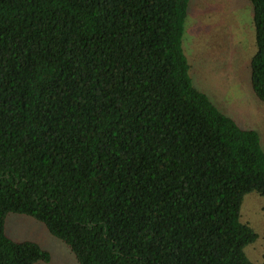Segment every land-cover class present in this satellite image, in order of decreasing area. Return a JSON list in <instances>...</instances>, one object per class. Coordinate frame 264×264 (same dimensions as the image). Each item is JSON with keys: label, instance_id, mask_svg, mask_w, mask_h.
I'll list each match as a JSON object with an SVG mask.
<instances>
[{"label": "trees", "instance_id": "1", "mask_svg": "<svg viewBox=\"0 0 264 264\" xmlns=\"http://www.w3.org/2000/svg\"><path fill=\"white\" fill-rule=\"evenodd\" d=\"M190 2L0 0V264L52 261L7 235L9 214L78 264H255L241 207L264 198V148L194 86ZM249 2L264 102V0Z\"/></svg>", "mask_w": 264, "mask_h": 264}, {"label": "rangeland", "instance_id": "2", "mask_svg": "<svg viewBox=\"0 0 264 264\" xmlns=\"http://www.w3.org/2000/svg\"><path fill=\"white\" fill-rule=\"evenodd\" d=\"M253 7L249 0H191L183 49L194 86L242 129L256 131L264 148V102L253 93L250 63L256 53ZM264 198L245 196L241 222L258 234L245 249L252 263L264 254ZM7 235L15 241H32L52 255L50 263L78 264L70 249L52 236L46 226L18 214L6 219Z\"/></svg>", "mask_w": 264, "mask_h": 264}]
</instances>
